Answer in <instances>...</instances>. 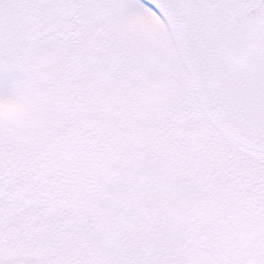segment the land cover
<instances>
[{"label": "snow or ice", "instance_id": "6c2138e0", "mask_svg": "<svg viewBox=\"0 0 264 264\" xmlns=\"http://www.w3.org/2000/svg\"><path fill=\"white\" fill-rule=\"evenodd\" d=\"M0 264H264V0H0Z\"/></svg>", "mask_w": 264, "mask_h": 264}, {"label": "clouds", "instance_id": "9594fccd", "mask_svg": "<svg viewBox=\"0 0 264 264\" xmlns=\"http://www.w3.org/2000/svg\"><path fill=\"white\" fill-rule=\"evenodd\" d=\"M24 106L9 98L0 96V119H16L23 115Z\"/></svg>", "mask_w": 264, "mask_h": 264}, {"label": "rangeland", "instance_id": "374dc122", "mask_svg": "<svg viewBox=\"0 0 264 264\" xmlns=\"http://www.w3.org/2000/svg\"><path fill=\"white\" fill-rule=\"evenodd\" d=\"M18 74L16 73V71L13 70H9L8 73L5 75L4 78L0 79V88H4L6 86H8V84L11 82V80L13 78H15Z\"/></svg>", "mask_w": 264, "mask_h": 264}]
</instances>
